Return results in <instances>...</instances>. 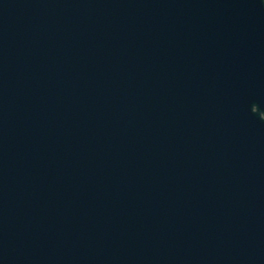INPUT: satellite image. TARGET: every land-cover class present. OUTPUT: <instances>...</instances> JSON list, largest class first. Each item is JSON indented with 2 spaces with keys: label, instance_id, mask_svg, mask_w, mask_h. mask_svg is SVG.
Returning a JSON list of instances; mask_svg holds the SVG:
<instances>
[{
  "label": "water",
  "instance_id": "water-1",
  "mask_svg": "<svg viewBox=\"0 0 264 264\" xmlns=\"http://www.w3.org/2000/svg\"><path fill=\"white\" fill-rule=\"evenodd\" d=\"M0 264H264V0H0Z\"/></svg>",
  "mask_w": 264,
  "mask_h": 264
}]
</instances>
